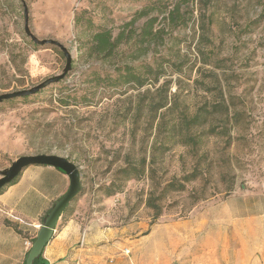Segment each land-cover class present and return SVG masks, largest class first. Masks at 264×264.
Here are the masks:
<instances>
[{"label":"rangeland","instance_id":"1","mask_svg":"<svg viewBox=\"0 0 264 264\" xmlns=\"http://www.w3.org/2000/svg\"><path fill=\"white\" fill-rule=\"evenodd\" d=\"M151 1L0 0V96L58 80L0 103V179L22 157L61 156L83 175L64 218L80 204L108 228L128 229L144 241L138 264H192L207 242L220 239L221 253L224 238L253 251L252 264L264 263V0H171L191 19L178 27L164 19L169 11L136 19ZM155 14L159 34L137 54ZM26 23L37 40L61 43L71 66L60 48L34 42ZM97 26L114 37L124 31L131 43L113 57L91 54ZM142 63L163 64L159 82L95 85L96 73L115 77L121 66ZM197 114L205 121L191 125ZM128 164L144 170L140 177L126 180ZM188 175L194 180L186 182ZM247 213L262 215L251 224L257 230L249 231ZM0 224H11L2 209ZM19 232L33 244L36 233Z\"/></svg>","mask_w":264,"mask_h":264},{"label":"crops","instance_id":"2","mask_svg":"<svg viewBox=\"0 0 264 264\" xmlns=\"http://www.w3.org/2000/svg\"><path fill=\"white\" fill-rule=\"evenodd\" d=\"M69 186L70 179L60 170L49 166H30L16 184L8 186L0 194V209L6 212L11 222L0 224V264H26L31 247L26 246L28 239L19 231L38 234L55 203L66 194ZM94 214H87V210L80 209L79 204L73 215L62 216L53 238L43 251V260L47 264H138L142 251L139 248L144 241L133 239L128 229L108 228L105 218L97 212ZM258 216L262 215L247 213L244 216L249 231L257 230L251 229V224L259 221ZM215 218L218 222L220 217ZM227 218L232 229L236 230L235 211L229 210ZM220 241L205 243L204 247L210 249L206 254H195L192 264H252L250 258L253 251H238L234 238H224L220 253ZM129 250H132L131 256Z\"/></svg>","mask_w":264,"mask_h":264},{"label":"trees","instance_id":"3","mask_svg":"<svg viewBox=\"0 0 264 264\" xmlns=\"http://www.w3.org/2000/svg\"><path fill=\"white\" fill-rule=\"evenodd\" d=\"M171 0H153L148 5L145 6V8L141 11H139L136 15V19L149 17V15L153 12H168L169 16L165 17L164 19L168 21L169 25H172L174 23L176 26H180L181 24L179 21H183L182 24L188 26L189 22L191 21L190 18H186V16L182 15L180 13L181 9V3L172 5L169 4ZM170 7H173V9H170ZM156 16H152L148 19V21L145 23L144 27L142 28L141 38L138 40V46H137V54L143 55L147 52L148 48L146 44H149L151 42L152 37H157L159 33L154 31V26L156 22L158 21V14H155ZM135 20L130 22V24L127 25V27L130 29L131 26L134 25ZM82 20V14L77 17V24L80 23ZM89 24V27L92 28V21H87ZM90 28V29H91ZM132 30V29H131ZM133 32V30H132ZM128 35L124 34L123 32H120L116 37L113 36V32L110 29L104 28L102 26H97L96 31L93 32L91 37V45L89 47V51L91 54H98L100 56H104L105 58L113 57L115 51L123 44V43H131L128 40ZM132 39H130L131 41ZM163 63V62H162ZM162 63H156L157 67L155 68L150 63H142L138 65H124L121 66L116 70L117 75L115 77L106 75L101 76L99 73L94 74V82L95 85L98 87H119L123 85H130L134 86L136 88L142 89L144 88L148 81L152 79V82L157 83L159 82L161 76L165 73L163 69ZM23 98V97H22ZM25 98V97H24ZM206 116L202 114H197L191 121V125H201L205 121ZM143 169V168H142ZM59 170V169H58ZM61 171V170H60ZM121 173L125 176L126 180L129 179H136L140 177V175L143 173L144 170H142V173L136 172V169L133 168L131 165H127L126 167L121 169ZM63 172V171H61ZM64 173V172H63ZM195 178L194 175H188L184 178L186 182L193 181ZM20 177L16 178L9 186L14 185L18 182ZM8 187V186H7ZM6 187V188H7ZM169 187H171L174 191H183L185 188L184 184H170ZM1 188L0 194L6 189ZM107 197L114 196L117 193V190H112L111 187L108 188ZM121 188H118L120 190ZM72 210H70V207L67 209L66 213L70 214ZM35 241V238L33 239V242ZM34 264H47L44 260L42 255L35 261Z\"/></svg>","mask_w":264,"mask_h":264},{"label":"water","instance_id":"4","mask_svg":"<svg viewBox=\"0 0 264 264\" xmlns=\"http://www.w3.org/2000/svg\"><path fill=\"white\" fill-rule=\"evenodd\" d=\"M27 11V10H26ZM27 15V13H26ZM26 32L31 36L34 42L41 45H53L60 48L68 59V67L71 66V54L69 51L59 42L55 40H37L29 32L28 24L26 23ZM58 80L51 79L43 84L26 92H15L4 94L0 96V103L22 97H29L36 95L46 86L55 83ZM30 166H49L63 171L70 179V186L66 194L58 200L49 215L46 217L43 225L41 226L35 241L33 242L27 259L26 264H34L35 261L43 254L44 249L49 244L55 233V228L62 218L63 214L69 208V206L77 199L83 188V175L80 169L67 158L57 155H36L25 156L20 158L13 164L9 172L4 178L0 179V189L9 186L16 178L21 177L23 172Z\"/></svg>","mask_w":264,"mask_h":264},{"label":"built area","instance_id":"5","mask_svg":"<svg viewBox=\"0 0 264 264\" xmlns=\"http://www.w3.org/2000/svg\"><path fill=\"white\" fill-rule=\"evenodd\" d=\"M25 244H26V246H27L28 248L32 246V243L29 242V241H26Z\"/></svg>","mask_w":264,"mask_h":264}]
</instances>
